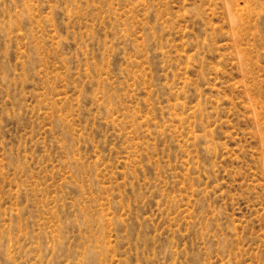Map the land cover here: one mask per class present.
<instances>
[{
  "label": "rangeland",
  "instance_id": "374dc122",
  "mask_svg": "<svg viewBox=\"0 0 264 264\" xmlns=\"http://www.w3.org/2000/svg\"><path fill=\"white\" fill-rule=\"evenodd\" d=\"M0 264H264V0H0Z\"/></svg>",
  "mask_w": 264,
  "mask_h": 264
}]
</instances>
